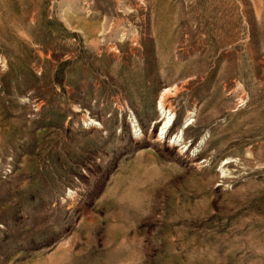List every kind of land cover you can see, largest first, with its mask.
<instances>
[{
    "label": "rangeland",
    "instance_id": "rangeland-1",
    "mask_svg": "<svg viewBox=\"0 0 264 264\" xmlns=\"http://www.w3.org/2000/svg\"><path fill=\"white\" fill-rule=\"evenodd\" d=\"M0 264H264V0H0Z\"/></svg>",
    "mask_w": 264,
    "mask_h": 264
},
{
    "label": "bare ground",
    "instance_id": "bare-ground-1",
    "mask_svg": "<svg viewBox=\"0 0 264 264\" xmlns=\"http://www.w3.org/2000/svg\"><path fill=\"white\" fill-rule=\"evenodd\" d=\"M169 90H165L163 94L160 97L159 100V110L161 111V122H163V125L160 129L159 137H163L164 134L167 132L168 128L171 126L173 120H174V115H172V111L170 109H166L164 106V99L165 96L168 94Z\"/></svg>",
    "mask_w": 264,
    "mask_h": 264
}]
</instances>
